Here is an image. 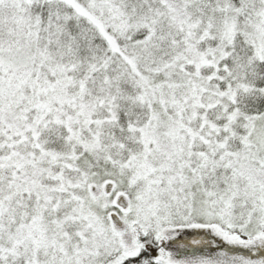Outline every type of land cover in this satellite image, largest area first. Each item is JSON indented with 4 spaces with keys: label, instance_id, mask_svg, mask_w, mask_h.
<instances>
[{
    "label": "snow or ice",
    "instance_id": "1",
    "mask_svg": "<svg viewBox=\"0 0 264 264\" xmlns=\"http://www.w3.org/2000/svg\"><path fill=\"white\" fill-rule=\"evenodd\" d=\"M0 264H264V0H0Z\"/></svg>",
    "mask_w": 264,
    "mask_h": 264
}]
</instances>
